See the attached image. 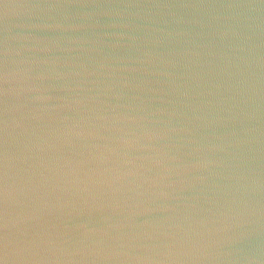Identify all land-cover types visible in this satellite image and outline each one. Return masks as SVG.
<instances>
[{"label":"water","instance_id":"1","mask_svg":"<svg viewBox=\"0 0 264 264\" xmlns=\"http://www.w3.org/2000/svg\"><path fill=\"white\" fill-rule=\"evenodd\" d=\"M0 264H264V0H0Z\"/></svg>","mask_w":264,"mask_h":264}]
</instances>
